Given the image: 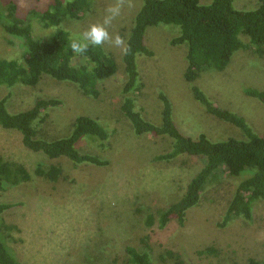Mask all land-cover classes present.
<instances>
[{"label":"rangeland","instance_id":"obj_1","mask_svg":"<svg viewBox=\"0 0 264 264\" xmlns=\"http://www.w3.org/2000/svg\"><path fill=\"white\" fill-rule=\"evenodd\" d=\"M20 10L35 6L33 0H18ZM209 3L211 0H200ZM259 0H234L239 9L254 8ZM113 0H93V8L78 18L61 24L78 37L89 24L102 20ZM143 0H131L109 28L128 36ZM37 5V4H36ZM39 8L45 9L40 3ZM54 27L36 25L37 34H48ZM178 28L152 26L146 30V43L152 55H138L143 86L133 95L143 116L160 123L161 93L172 102L175 121L188 136L206 134L213 140L242 137L238 127L209 113L194 97L193 85L200 87L222 109L242 115L264 136V104L244 92L246 87L264 89V55L253 49L234 53L222 71L204 72L192 81L185 77L187 47L173 44ZM246 39V37H244ZM0 27V55L11 59L25 53L21 41ZM112 53L117 72L102 82L99 97L84 94L69 82L44 76L34 86H0V99L8 96V108L18 112L33 107L40 98H55L58 106L46 110L42 135L58 138L69 134L78 116L99 120L110 132L105 145L83 142L81 150L106 159V165L76 163L68 157L49 158L23 144L22 135L0 125V151L8 159L21 162L31 180L0 190V202L13 203L3 219L15 224L10 246L24 264H131L128 246L142 251L149 247L155 264H246L248 258L264 260V199L256 202L251 219L239 214L226 219L229 205L244 176L223 175L206 187L200 202L187 210L180 222L171 216L161 227L158 214L179 201L187 185L204 161L181 155L171 161L156 159L169 152L171 138L150 133L136 134L122 106L128 95L123 55ZM9 94V95H8ZM39 165L60 166L57 180L39 176ZM149 217H153L152 223ZM208 247L212 253H202ZM172 249L173 257L167 255ZM178 255V256H177Z\"/></svg>","mask_w":264,"mask_h":264},{"label":"trees","instance_id":"obj_2","mask_svg":"<svg viewBox=\"0 0 264 264\" xmlns=\"http://www.w3.org/2000/svg\"><path fill=\"white\" fill-rule=\"evenodd\" d=\"M35 6L20 10L18 0H0V27L10 40L16 38L26 48L25 53L11 59L0 55V86L17 84L36 85L42 77L76 85L91 97L102 93V82L118 70L115 56L103 47H90L84 56H77L69 49L72 34L62 27L67 18H78L93 8V0H33ZM43 4L45 9L39 8ZM37 4V5H36ZM54 27L48 34H37L36 25ZM173 25L178 28L172 43L187 47V69L185 77L193 80L199 74L222 71L230 63L234 53L240 49H253L264 55V0H259L251 9H239L234 0H143L134 17L126 42L131 51L123 55L126 80L124 91L128 94L122 106L125 116L131 121L136 134L150 133L171 138L169 152L156 159L171 161L181 155H189L204 161L187 185L183 196L168 209L158 214L159 224L164 227L171 216L183 222L187 210L196 206L202 193L210 184L222 179L223 175L244 176L235 197L229 205L226 219L243 214L247 219L253 215L254 204L264 199V136L256 132L240 114L222 109L198 86L193 93L206 110L218 119L238 127L242 137L213 140L204 133L196 137L184 134L178 127L173 105L165 93H161L162 112L160 123L146 119L137 109L133 95L143 86L138 70V55H152L146 43V30L152 26ZM246 37V39L244 38ZM244 92L264 104V89L246 87ZM9 95V94H8ZM8 96L0 99V125L21 133L23 144L49 158L68 157L76 163L106 165L107 160L81 150L83 142L94 140L105 145L110 132L99 120L90 116H78L69 134L48 139L42 135L50 107L58 106L59 99L40 98L29 109L12 112L8 108ZM36 173L44 178L57 180L62 173L60 166L39 165ZM31 180V173L21 162L6 159L0 151V190ZM13 203L0 202V264H24L10 246L13 231L17 226L2 217ZM153 217H149L152 223ZM138 250L126 248L131 264H155L149 247ZM208 247L202 253H212ZM169 257L174 256L167 249ZM178 256V255H177ZM246 264H264V260L250 257Z\"/></svg>","mask_w":264,"mask_h":264},{"label":"clouds","instance_id":"obj_3","mask_svg":"<svg viewBox=\"0 0 264 264\" xmlns=\"http://www.w3.org/2000/svg\"><path fill=\"white\" fill-rule=\"evenodd\" d=\"M131 7V0H113L104 10L102 20L93 22L78 36L70 40L69 49L77 56H84L90 47H103L118 49L122 55H128L130 45L125 37L119 33L109 31L113 21L122 13L125 7Z\"/></svg>","mask_w":264,"mask_h":264}]
</instances>
